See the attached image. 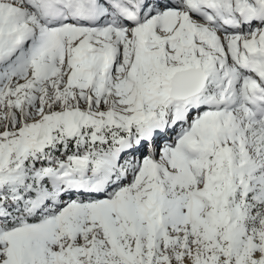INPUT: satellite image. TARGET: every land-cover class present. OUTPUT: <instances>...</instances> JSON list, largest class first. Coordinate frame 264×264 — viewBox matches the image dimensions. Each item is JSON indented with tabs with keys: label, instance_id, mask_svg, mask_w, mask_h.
I'll list each match as a JSON object with an SVG mask.
<instances>
[{
	"label": "snow or ice",
	"instance_id": "6c2138e0",
	"mask_svg": "<svg viewBox=\"0 0 264 264\" xmlns=\"http://www.w3.org/2000/svg\"><path fill=\"white\" fill-rule=\"evenodd\" d=\"M0 264H264V0H0Z\"/></svg>",
	"mask_w": 264,
	"mask_h": 264
}]
</instances>
